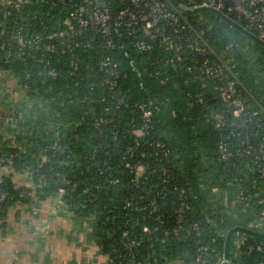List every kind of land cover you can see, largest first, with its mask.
I'll return each instance as SVG.
<instances>
[{
    "label": "trees",
    "instance_id": "obj_1",
    "mask_svg": "<svg viewBox=\"0 0 264 264\" xmlns=\"http://www.w3.org/2000/svg\"><path fill=\"white\" fill-rule=\"evenodd\" d=\"M80 3L23 0L19 9L0 5V39L11 49L7 61L0 53V167L8 169L0 176V193H7L0 201V228L6 227L12 207L37 206L59 196L60 213L69 215L77 238L84 234L81 244L97 246L106 264H219L227 235L239 223L231 217L236 210L212 188H235L237 182L246 208L237 207V216L246 223L258 218L257 200L264 192V175L252 165L257 155L264 166V44L228 21L242 25L232 13H224L226 18L208 10H201L208 13L205 17L185 12L202 31L213 58L237 81L250 118L243 125L211 80L186 70L191 54L165 50L155 40L150 51L137 52L130 41L143 32L129 36L114 29L113 49L104 48V40L92 31L86 32L95 35L91 47L83 46L82 37L63 54L33 46L34 33L66 30L64 19ZM11 34L23 41L8 39ZM45 43L60 44L56 38H44ZM105 55L124 74L114 88L101 84L99 60ZM71 60L78 66L72 73ZM140 103L151 110L142 136L134 132L143 126ZM217 111L228 120L221 128L214 126ZM220 141L233 150L228 161L219 156ZM157 142L163 148L155 154ZM10 154V164L1 161ZM19 172L27 173L29 185L15 184L13 175ZM178 188H184L190 205L182 223L198 221L199 226L176 238L171 229L180 202ZM246 223L230 235L225 264L264 260V252H247L249 244L264 245V236L251 232L264 228ZM236 234L245 236L239 246ZM129 238L136 240L131 250L124 246ZM200 243L208 249L196 260Z\"/></svg>",
    "mask_w": 264,
    "mask_h": 264
},
{
    "label": "built area",
    "instance_id": "obj_2",
    "mask_svg": "<svg viewBox=\"0 0 264 264\" xmlns=\"http://www.w3.org/2000/svg\"><path fill=\"white\" fill-rule=\"evenodd\" d=\"M57 1L64 0H46L50 4H56ZM23 4V0H0V5L6 8L19 9ZM79 8L71 9L64 19L66 30L58 32H50L47 34L34 33L30 36L33 46L36 48L44 46L46 50L63 54L71 51L75 46V38L82 37V44L85 47H91L95 35L104 40V48L113 49L116 47V41L113 37L114 29H123L132 36L136 32H143L144 36L135 38L130 41L137 52H147L152 49L151 40H155L157 44L165 50H175L180 54H191L192 61L186 66L187 71L197 70L216 86L220 100L228 107L232 108V115L239 117L241 124L247 125L250 118L246 116L248 109L244 104L241 96H239L236 83L237 81L227 75L226 65L221 61L213 58V50L205 42L202 31L195 29L185 12L192 8L208 7L222 13H232L237 19L241 20L242 27L254 34L258 40L264 44V0H81ZM2 22L0 21V26ZM1 30V29H0ZM92 31L95 35H86V32ZM56 38L59 39V45L56 43L41 44L42 40ZM8 39L12 41L22 42L23 38L19 34H11ZM0 53L2 58L7 61L11 55V49L7 46L5 40L0 39ZM168 63L171 67H175L173 58H169ZM72 69L70 73L77 69V61L71 60ZM99 65L104 74L101 78V84L109 88L117 86L118 78L124 76L118 67V63L111 56L105 55L99 60ZM52 76L55 70L51 69ZM146 103L138 104L142 111L141 119L142 128L134 130V132L142 136L146 133L149 116L151 110L147 108ZM214 126L221 128L228 123L223 112L217 111L213 116ZM239 131L232 130V134ZM250 133V132H249ZM247 133L246 135H248ZM246 144L247 142L246 138ZM249 146V145H248ZM163 144L156 143L154 153H158ZM219 156L223 161H228L233 155V150L226 141H220L218 144ZM166 152L164 151V154ZM13 154L3 155L1 161L7 164L12 162ZM258 156H254L252 165L256 170L264 175V166L257 162ZM129 166V163H126ZM134 167L131 166V169ZM141 167H136V174H140ZM176 188V186H175ZM6 192L0 193V201L6 196ZM186 193L184 188H178L179 206L176 209V224L172 227L171 232L178 238L181 232H192L198 229V221H191L183 224L184 215L190 209L189 203L186 201ZM245 200V198H243ZM259 205L258 218L254 219L252 226L257 230H261L264 221V192L258 197ZM130 202L126 201V206ZM153 205V203H152ZM157 207L152 206L155 211ZM160 222L162 220L156 217ZM262 226V227H261ZM143 230L151 232L148 226H144ZM264 232V231H263ZM244 235H238L235 239L236 246L243 243ZM136 243L134 239L124 241V246L131 250ZM208 246L200 243L198 246V254L196 260H199L203 254H206ZM264 252V245L249 244L247 252L251 251ZM228 258L220 257L219 264L226 263ZM120 264H132L120 263ZM259 264H264V260H260Z\"/></svg>",
    "mask_w": 264,
    "mask_h": 264
},
{
    "label": "crops",
    "instance_id": "obj_3",
    "mask_svg": "<svg viewBox=\"0 0 264 264\" xmlns=\"http://www.w3.org/2000/svg\"><path fill=\"white\" fill-rule=\"evenodd\" d=\"M235 165L236 170H241ZM244 167V166H243ZM8 169L0 167V176ZM26 172L13 175L16 185H29ZM237 181V180H236ZM235 181V182H236ZM237 183V182H236ZM220 189L214 193L223 195V203L231 206V217L239 223L229 232L240 231L246 223L237 216V207L245 211L243 199L238 197V186ZM235 207V208H234ZM246 217V216H245ZM254 219L246 225L252 227ZM6 227L0 228V264H106L107 257L99 253L97 246L81 244L84 234L76 235V229L67 214L60 213V197L43 200L39 205H17L7 213ZM257 230V229H256ZM75 231V232H74ZM264 231V230H261ZM264 233V232H262ZM241 234H236V237ZM235 237V239H236Z\"/></svg>",
    "mask_w": 264,
    "mask_h": 264
},
{
    "label": "water",
    "instance_id": "obj_4",
    "mask_svg": "<svg viewBox=\"0 0 264 264\" xmlns=\"http://www.w3.org/2000/svg\"><path fill=\"white\" fill-rule=\"evenodd\" d=\"M199 10H208V11H212V12H215V13L220 14V15H222V16H224V17L227 18V16H225L224 13L219 12V11H215V10H213V9H211V8H208V7L192 8V9H189L188 11H190V12H195V11H199ZM227 20L230 21V22H231L232 24H234L235 26H237L238 28L242 29L244 32H246V33H248L249 35H251V36H252L253 38H255L256 40H258V38H257L254 34L250 33V32L247 31L246 29H244L240 24L236 23L234 20H231V19H229V18H228ZM258 41H259V40H258ZM235 229H237V228H235ZM235 229H233L232 231H234ZM239 229H242V228H239ZM251 232L256 233V234H258V235H261V236H264V233H261V232H258V231H251ZM230 233H231V232L228 233L227 238H226V248H225V258H226V259L228 258V253H229V252H228V247H229V237H230ZM223 264H225V262H224Z\"/></svg>",
    "mask_w": 264,
    "mask_h": 264
},
{
    "label": "rangeland",
    "instance_id": "obj_5",
    "mask_svg": "<svg viewBox=\"0 0 264 264\" xmlns=\"http://www.w3.org/2000/svg\"><path fill=\"white\" fill-rule=\"evenodd\" d=\"M207 14H208V13H207L206 11H201V10H199V11L196 13V15H197L198 17H205ZM261 227H262V226H261ZM263 228H264V223H263Z\"/></svg>",
    "mask_w": 264,
    "mask_h": 264
}]
</instances>
